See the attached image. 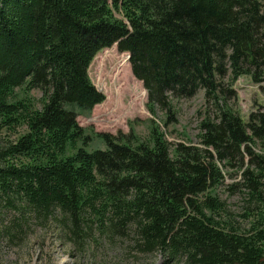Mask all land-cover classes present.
<instances>
[{
  "label": "trees",
  "instance_id": "obj_1",
  "mask_svg": "<svg viewBox=\"0 0 264 264\" xmlns=\"http://www.w3.org/2000/svg\"><path fill=\"white\" fill-rule=\"evenodd\" d=\"M113 44L149 111L199 89L210 98L220 79L264 80V0H0V244L54 222L79 249L104 239L184 264H264V214L247 230L223 225L209 193L235 164L263 207L264 111L219 110L200 147L171 149L156 127L149 141L99 133L105 149L76 147L77 117L103 101L89 65ZM23 88L41 91L39 108Z\"/></svg>",
  "mask_w": 264,
  "mask_h": 264
},
{
  "label": "rangeland",
  "instance_id": "obj_2",
  "mask_svg": "<svg viewBox=\"0 0 264 264\" xmlns=\"http://www.w3.org/2000/svg\"><path fill=\"white\" fill-rule=\"evenodd\" d=\"M118 50L117 44L101 49L89 65V79L103 94V101L90 114L77 117L87 140L84 145L79 141L76 147L105 149L99 133L115 136L132 133L135 140L149 141L153 127L163 134L171 149L178 144L200 147V123L216 116L219 110L230 109L244 121L250 114L264 111V80L257 83L242 75L234 81L228 77L220 79L217 92L210 98L199 89L189 98H171L168 109L155 108L151 112L146 106V90L131 72L129 54ZM16 93L37 108L43 102L42 93L37 89L26 92L23 88ZM2 136H6L5 132ZM259 146L255 147L256 151H260ZM72 151L68 149V153ZM220 167L223 181L209 192L211 197L223 202V210L215 217L223 225L247 230L264 214V205H258L238 186V165ZM56 226L53 222L48 227H33L27 238L15 245L0 244V264H184L166 260L160 254L138 252L132 245L120 241L112 245L102 239L100 245L87 244L79 249L68 237L60 235ZM64 231L68 235L69 228Z\"/></svg>",
  "mask_w": 264,
  "mask_h": 264
},
{
  "label": "water",
  "instance_id": "obj_3",
  "mask_svg": "<svg viewBox=\"0 0 264 264\" xmlns=\"http://www.w3.org/2000/svg\"><path fill=\"white\" fill-rule=\"evenodd\" d=\"M128 58H129V55H128Z\"/></svg>",
  "mask_w": 264,
  "mask_h": 264
}]
</instances>
